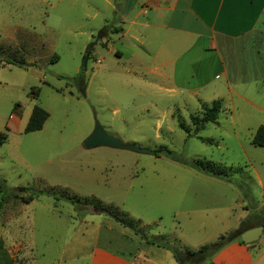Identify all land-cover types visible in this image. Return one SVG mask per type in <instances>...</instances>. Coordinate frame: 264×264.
Wrapping results in <instances>:
<instances>
[{
    "label": "rangeland",
    "instance_id": "374dc122",
    "mask_svg": "<svg viewBox=\"0 0 264 264\" xmlns=\"http://www.w3.org/2000/svg\"><path fill=\"white\" fill-rule=\"evenodd\" d=\"M126 2L129 8L137 5V0ZM123 4L0 0V51L29 64L0 66V131L7 136L0 147V180L6 187L0 193V244L13 264L70 263L72 247L75 253L90 249L81 242L96 241L125 255L136 240L147 244L143 236L89 205L91 198L113 206L145 235L192 249L214 242L245 219L264 222L257 215L264 210V147L251 143L256 128L264 125V111L228 93L226 86L217 89L219 96L209 87L204 102L220 99L223 109L216 123L195 134L189 116L198 114L200 103L153 86L151 55L135 48L128 52L115 39ZM149 32L145 29L143 35ZM224 57L228 71L234 63L254 64L248 82L241 76L247 85L239 89L264 106V76L255 75L264 65V39ZM134 68L137 74L129 71ZM230 83L233 88L232 79ZM34 105L45 109L48 118L41 129L26 133ZM95 122L124 142L159 151L86 148L84 140ZM198 161L220 173L189 165ZM51 191L60 197L55 200ZM33 192L39 195L24 202ZM71 198L81 201L72 204ZM109 224L127 236L110 230ZM248 231L262 247L264 227ZM151 254L146 259L153 262L157 258ZM162 263L170 261L163 258Z\"/></svg>",
    "mask_w": 264,
    "mask_h": 264
},
{
    "label": "crops",
    "instance_id": "0c3cea01",
    "mask_svg": "<svg viewBox=\"0 0 264 264\" xmlns=\"http://www.w3.org/2000/svg\"><path fill=\"white\" fill-rule=\"evenodd\" d=\"M131 6L129 8L124 0L123 11L118 18L121 27L115 32V39H119L128 52L135 53L131 49L135 48L151 55L148 71L153 86L157 84L160 90L194 98L200 107L201 103L209 104L203 99L207 88L211 87L213 96H219L217 89L226 86L228 93H235L245 103L264 111V106L254 102L256 97L239 89L247 85L241 76L248 82L254 64L251 66L248 61L241 63L242 66L234 63L228 71L224 57V54L233 52L243 53L246 43L253 46L264 39V0H137V5L134 3ZM145 29L150 30L149 35H143ZM109 39L111 42L112 39ZM148 45L151 46L149 52ZM239 46H243L242 50L236 51ZM115 51L119 56L123 54L119 49ZM231 57L236 58L233 55ZM7 65L10 64L0 63V66ZM261 69L264 70L263 64L255 75L264 76ZM129 71L135 74L139 72L137 68ZM231 79L233 88L230 87ZM200 111L201 108L198 113ZM108 228L121 236H127L123 229L111 224ZM242 235L246 239L238 238L225 245L213 256V263L264 264V244L259 247V237L250 235L248 230ZM145 236L147 238L155 234L148 233ZM146 238H143L145 243ZM81 244L90 246V249L75 253L76 247H72L71 261L66 264H163V258L169 260L170 264H178L169 250L150 243H147L148 246L138 240L130 255L99 245L96 241ZM150 250L152 258H157L153 262L146 259Z\"/></svg>",
    "mask_w": 264,
    "mask_h": 264
},
{
    "label": "trees",
    "instance_id": "16d2710c",
    "mask_svg": "<svg viewBox=\"0 0 264 264\" xmlns=\"http://www.w3.org/2000/svg\"><path fill=\"white\" fill-rule=\"evenodd\" d=\"M57 59V55L54 56L52 61ZM0 63L5 64H13L22 67H26L29 65L24 61V59L17 58L13 54L7 53L4 54L0 51ZM201 111L194 115L191 114L190 120L191 124L194 127L195 133L199 130L203 129L206 123L215 122L218 114L222 111V102L220 99L213 100L209 104L201 103ZM199 115V116H198ZM48 118V112L38 105H34L31 113L28 117V120L24 126V132H32L42 128L44 122ZM179 126L183 128V125L180 123ZM6 139V134L0 131V147L4 143ZM251 143L255 146L264 147V125H259L251 139ZM159 150H155V154L157 155ZM190 166L200 169L202 171L220 173L219 169H216L214 166L210 165L208 162L198 161L197 163H189ZM4 181L0 180V193L3 194L5 192ZM40 192V191H39ZM48 194L52 195L55 200H57L60 196L53 191L48 192ZM39 194L33 192V194L29 195L25 198L24 202L28 203L34 199V196H38ZM68 199V198H67ZM72 204H79V201H75L73 198L69 199ZM86 200V199H83ZM88 204L92 207L96 208L101 212V210L108 211L112 214L119 216L122 220L128 221L132 223L130 220H126L123 216L119 214L117 210L113 208V206L104 205L100 200L89 199ZM2 208V201H0V211ZM113 209V211L111 210ZM258 216L264 218V210L259 211L257 213ZM137 226V225H136ZM256 226H264V222H251V219H245L241 221L239 226L230 231L227 234L220 235L214 242L205 243L200 245L197 249H192L189 246L184 245L180 241H174V243L168 242L166 239L157 238L156 236H148L146 238V242L150 244H155L157 246L163 247L169 250L176 260L178 264H214L212 261L213 256L220 251L225 245L237 239V236L240 235L245 230H248L252 227ZM138 227V226H137ZM0 264H13L12 259L9 257L8 253L0 244Z\"/></svg>",
    "mask_w": 264,
    "mask_h": 264
},
{
    "label": "water",
    "instance_id": "95a60500",
    "mask_svg": "<svg viewBox=\"0 0 264 264\" xmlns=\"http://www.w3.org/2000/svg\"><path fill=\"white\" fill-rule=\"evenodd\" d=\"M91 46L92 45L90 44L86 48V53H85L84 58H83V66H82L83 69L85 68L86 60L88 57L87 53L90 50ZM81 92L84 95L82 90H81ZM84 146L86 148H93V147H97V146H107V147L116 148V149L130 150V151H134L137 153H145V154L155 155V150H152L149 148H144V147H139L133 143L124 142V141L120 140L119 138L108 134L98 122H95L92 132L84 140ZM18 189L23 190L24 188H18ZM101 212L106 213L107 215H109L111 218H113L117 222L123 224L124 226L128 227L129 229L133 230L134 232L140 234L141 236H143L144 239L146 238V236L142 230L136 229L131 223L122 220L119 216L112 214V213L105 211V210H101Z\"/></svg>",
    "mask_w": 264,
    "mask_h": 264
}]
</instances>
